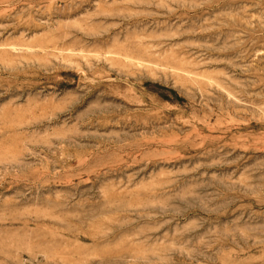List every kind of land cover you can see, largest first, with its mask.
Here are the masks:
<instances>
[{"label":"rangeland","instance_id":"1","mask_svg":"<svg viewBox=\"0 0 264 264\" xmlns=\"http://www.w3.org/2000/svg\"><path fill=\"white\" fill-rule=\"evenodd\" d=\"M0 264H264V0H0Z\"/></svg>","mask_w":264,"mask_h":264},{"label":"bare ground","instance_id":"2","mask_svg":"<svg viewBox=\"0 0 264 264\" xmlns=\"http://www.w3.org/2000/svg\"><path fill=\"white\" fill-rule=\"evenodd\" d=\"M133 256V255H132Z\"/></svg>","mask_w":264,"mask_h":264}]
</instances>
